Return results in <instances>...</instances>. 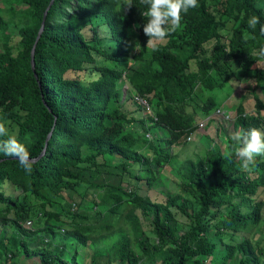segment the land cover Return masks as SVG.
<instances>
[{
  "label": "trees",
  "instance_id": "16d2710c",
  "mask_svg": "<svg viewBox=\"0 0 264 264\" xmlns=\"http://www.w3.org/2000/svg\"><path fill=\"white\" fill-rule=\"evenodd\" d=\"M49 2L0 0V118L35 160L29 173L0 152V223L13 229L0 237V264H20L23 253L39 264H79L50 248L49 235L90 246L106 264H264V239L247 235L264 204L254 200L264 157L245 168L230 137L227 151L220 140L184 160L175 151L201 116L221 110L225 96L213 91L248 77L253 109L241 99L229 114L233 129L264 131V57L254 54L264 47V0H198L155 51L146 47L140 0L131 9L124 0H54L35 45V76L31 49ZM85 70L96 77L68 76ZM166 166L177 190L156 200L142 186H156ZM27 221L42 226L27 229ZM63 225L71 228L59 232ZM40 230L30 249L26 237Z\"/></svg>",
  "mask_w": 264,
  "mask_h": 264
},
{
  "label": "rangeland",
  "instance_id": "374dc122",
  "mask_svg": "<svg viewBox=\"0 0 264 264\" xmlns=\"http://www.w3.org/2000/svg\"><path fill=\"white\" fill-rule=\"evenodd\" d=\"M95 23L102 22V19L100 18H92ZM78 25L81 24V22L77 23ZM99 24V25H100ZM98 30L100 34L107 36L108 35V27L106 24L100 25L98 27ZM223 34H228V29L225 28L223 31ZM9 33L12 34L11 43L15 44L18 40L17 36V30L15 27H11L9 29ZM227 33V34H226ZM1 44V41H0ZM68 76L71 77H81L83 81L88 82L91 79H94L96 77V72L91 70H85L83 72L74 73L71 72ZM253 79L248 77L240 81V83L237 86H234L232 84H227L225 88L217 89L213 91L214 95L218 99H222L225 96V99H223L220 113H217L216 111L210 114V116H201V119L198 122V129L196 132L190 135L189 140H187L186 143H181L179 146L175 147V151L177 153V160H184L188 157H194L198 154L199 149H203L204 146H214V143H212L214 140H220L225 144V140L227 138H232V135L235 133V130L233 129L232 125V119L230 117V113L234 110L236 104L241 100H243V103L247 110L253 109V100L251 97L246 95L247 89L249 88V85H251ZM121 100L123 101L127 96V87L126 84L122 83V89H121ZM199 97L202 99H205V97L208 95L207 92H204L199 89L198 91ZM132 99H128L126 101L127 106L130 110H134L137 108L136 104L132 103ZM144 103L143 101L139 100V103ZM140 103V104H141ZM264 112V111H263ZM144 111H137L136 114L142 115ZM228 116V117H226ZM211 118L210 123L208 124V119ZM208 120V121H207ZM154 138L157 137L155 133L151 134ZM224 150H228L226 144L222 145ZM87 151L86 148H83V153L85 154ZM170 168L169 166H166L162 170V176L158 178V181L156 183V186H153L152 189L148 190L146 189V185L143 184V189L145 190V193H148L151 197H156V200H161L164 198L167 194H173L176 192L177 187L175 185V179L171 177L170 174ZM16 190H11V194L15 195ZM254 200L260 201L264 200V187H260L258 189V192L256 196L254 197ZM248 204V202L246 203ZM260 221L251 229L249 233H247L248 236H250L252 239H264V204L262 205L260 209ZM177 219L179 221H183V217L177 213ZM42 226L41 223H29V221L24 223V227L27 229H35ZM71 228L69 225H63L62 227L58 228L57 230L59 232H64V230ZM144 228L147 230V233L150 234L152 237L153 234L148 231L147 227L144 225ZM6 232V235H10L13 232L11 225H2L0 223V237ZM46 233L44 231H39L35 235H30L26 237V240L29 243L30 249H33L39 244L35 240V237H39L41 240V236H44ZM245 233H242L241 235L236 236V240H240V238H243ZM45 241L51 242V245L49 244L50 248H53L54 246H59L61 250H63V257L68 259L74 254L76 255V261L79 264H106L107 258L104 255L96 254L94 250L90 246H85L79 243H76L75 240L72 237L64 238L63 236H55L52 237L51 235L44 238ZM228 241V238H226ZM49 242V243H50ZM43 244V245H47ZM99 246H102V242L98 244ZM236 260L240 258V255H237ZM17 260L20 262V264H39V257L34 256H26L25 253L18 255ZM112 264V263H111ZM114 264V263H113Z\"/></svg>",
  "mask_w": 264,
  "mask_h": 264
},
{
  "label": "clouds",
  "instance_id": "9594fccd",
  "mask_svg": "<svg viewBox=\"0 0 264 264\" xmlns=\"http://www.w3.org/2000/svg\"><path fill=\"white\" fill-rule=\"evenodd\" d=\"M140 2L147 6V10L143 13V16L147 18V22L143 25V32L148 37L146 47H150L153 51L157 50L159 43L165 41L180 27L183 14L198 7V0H140ZM132 6V0H124L125 9H131ZM257 24H260V20L256 16L248 21L249 28L255 29ZM260 31L264 33V25H261ZM133 47L135 51H139L137 43ZM254 54L264 57V47ZM0 137H7L5 140H0V152L18 160L24 170L30 173L35 160L25 146L19 143L15 136L9 134L2 118H0ZM189 138L190 136L187 139ZM232 140L238 145L235 148V155L243 161L245 168L254 164L256 157H264V131L257 128L237 131L232 135Z\"/></svg>",
  "mask_w": 264,
  "mask_h": 264
},
{
  "label": "water",
  "instance_id": "95a60500",
  "mask_svg": "<svg viewBox=\"0 0 264 264\" xmlns=\"http://www.w3.org/2000/svg\"><path fill=\"white\" fill-rule=\"evenodd\" d=\"M54 0H50L49 4L47 5L44 13H43V16H42V20H41V24H40V27H39V30H38V33H37V36H36V39H35V42L32 46V49H31V59H30V63H31V69L33 70L34 72V75L36 76L35 74V63H34V51H35V45H36V42L37 40L39 39L40 35H41V32L42 30L44 29V23H45V18H46V14H47V11L49 9V7L51 6V4L53 3ZM50 133L48 134V137H49ZM46 142H47V139H46ZM44 151V150H43ZM42 151V153H43ZM41 153V154H42ZM40 154V155H41Z\"/></svg>",
  "mask_w": 264,
  "mask_h": 264
},
{
  "label": "built area",
  "instance_id": "2783aa9c",
  "mask_svg": "<svg viewBox=\"0 0 264 264\" xmlns=\"http://www.w3.org/2000/svg\"><path fill=\"white\" fill-rule=\"evenodd\" d=\"M216 112H217V113H220V110H217ZM226 117H228V116H226ZM29 223H30V222H29Z\"/></svg>",
  "mask_w": 264,
  "mask_h": 264
}]
</instances>
